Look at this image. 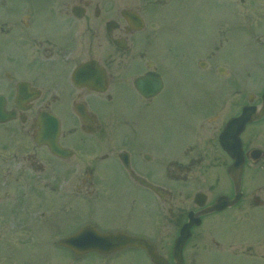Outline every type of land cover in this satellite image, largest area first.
<instances>
[{"label": "flooded vegetation", "instance_id": "flooded-vegetation-1", "mask_svg": "<svg viewBox=\"0 0 264 264\" xmlns=\"http://www.w3.org/2000/svg\"><path fill=\"white\" fill-rule=\"evenodd\" d=\"M170 1L178 10L192 4L182 16L189 22V15L197 24L203 19L197 0ZM133 2L0 0V236L2 224L26 236L86 228L147 239L161 256L165 236H179L187 224L191 238L236 236L229 232L241 222L259 236L264 14H244L260 21L257 28L243 24L242 9L229 24L220 15L213 29L198 25L200 51L191 63L201 89L183 104L179 130L160 107L177 109L170 73L186 58L157 56L159 22L147 15L155 2ZM242 33L247 58L234 57ZM83 65L87 73L76 75ZM153 76L161 88L144 97L135 83ZM46 225L51 232L43 235ZM239 243L214 246L219 255L236 245L232 257L264 264V240ZM172 246L164 248L169 257ZM196 258L189 254L188 264Z\"/></svg>", "mask_w": 264, "mask_h": 264}, {"label": "rangeland", "instance_id": "rangeland-1", "mask_svg": "<svg viewBox=\"0 0 264 264\" xmlns=\"http://www.w3.org/2000/svg\"><path fill=\"white\" fill-rule=\"evenodd\" d=\"M152 1L155 2V8L153 7L150 13L147 12V15L149 18H155L159 22L160 35L157 41H160V43L157 46V56L160 58L163 57L169 61L172 58H186L184 61L179 59L175 69L170 73V77L174 84L170 93L178 98L177 109H175L171 103L168 107H165L164 104L160 107V112L162 114L167 113L169 115H174L175 122L180 130L184 122L182 120L185 114V107H183V104L187 103L188 105L190 96L196 95L198 90L201 89L193 79L194 74L198 71L197 65L191 63L192 58L200 51L198 45L196 46L193 43L197 35L195 32L199 29L197 28L198 25H203L206 29H213V27L219 25L220 15H224L226 22L229 24L233 22L235 18V10L242 9L241 15L243 17V24L257 28L260 21L255 17L259 15L258 11L260 14H264V0H244L241 7H238L236 0H224L223 6V0H197L199 8L204 11V15L202 16L203 19L198 24L194 22L192 15H189V18L193 19L190 22L186 16L182 17L185 13H189L190 6H192L191 3L186 2L184 7H182L183 9L178 10L173 6L170 0ZM173 2L176 1L173 0ZM139 3L141 4V0H134L132 4L135 6ZM245 13L254 15L255 19L251 21L245 20ZM173 18L181 19V22L176 20L167 21V19ZM178 25L181 27H176ZM165 26H169L168 28H170L171 31H164ZM262 26H264V22ZM246 35V33L240 35L242 45H238V50L234 57L247 58L251 56V46L246 44V41L249 40ZM168 47H170V53L174 52L176 55L165 53V48ZM206 79V85H208L209 88H213L216 81L210 77ZM174 89L177 90L173 91ZM178 141H180V139H178ZM254 218L257 223L255 232H257L259 236H252L254 232L251 226L246 222H241L236 229L229 232L231 234L235 233L236 236H193L186 247L185 255H183L186 260L185 264H188V255H192L193 252L197 255L195 264H261L250 262L245 258L232 257L229 253H233L234 251L240 252L241 247L239 248L236 245L223 248L222 250L226 252L219 253V255L217 253L218 248L214 246V243L217 242L219 244V241L222 243L233 241V243L237 245L240 244L241 246V243H239L241 241L260 242L264 240V215L257 214ZM6 226L7 225L2 224L1 227L3 231L0 236V264H151L146 254L140 249H128L119 252V254H117L118 256L116 255L117 257H114L111 261V257L105 259L97 254H90L81 260H74L73 256L66 251V249L60 247L56 248V241L63 236H26L25 233H7L5 230ZM41 232L43 235L49 234L51 232V225L44 226ZM218 232L228 233L226 230H218ZM174 237L175 236H165V247L167 246L169 249V245L172 244V239ZM212 241L214 243H212ZM165 247H161V254L170 264L171 258L169 257L168 249H164ZM256 247L259 248V246ZM219 251L221 250L219 249Z\"/></svg>", "mask_w": 264, "mask_h": 264}, {"label": "water", "instance_id": "water-1", "mask_svg": "<svg viewBox=\"0 0 264 264\" xmlns=\"http://www.w3.org/2000/svg\"><path fill=\"white\" fill-rule=\"evenodd\" d=\"M86 67L81 68L76 75L86 74ZM151 80L155 82L154 86H145L144 83L146 82H144V80L138 81L135 84L138 92H140L144 97H149V95L156 93V91L161 88L157 77L153 76L149 78V82ZM0 117H2L1 113ZM189 227V225L186 226L181 232V236H178L175 241L172 252L175 264H183L181 253L183 245L190 238V236H186V234H188L187 229ZM59 244L63 247L69 248L78 255L91 252L109 255L126 248H141L145 251L152 264H167L163 258L159 257L154 246L149 244L147 241L123 234L97 236L94 233H89L88 231L82 230L77 236L61 240Z\"/></svg>", "mask_w": 264, "mask_h": 264}]
</instances>
